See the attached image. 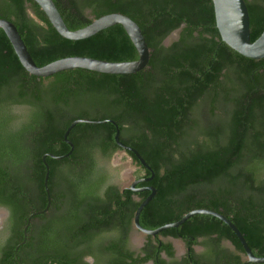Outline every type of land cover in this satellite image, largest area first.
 <instances>
[{
	"label": "trees",
	"instance_id": "16d2710c",
	"mask_svg": "<svg viewBox=\"0 0 264 264\" xmlns=\"http://www.w3.org/2000/svg\"><path fill=\"white\" fill-rule=\"evenodd\" d=\"M52 1L69 30L105 14L129 17L141 30L149 59L134 74L73 69L38 78L21 66L0 29V207L8 212L0 264H82L86 254L98 264L104 251L114 253L149 194L120 190L105 179L110 173L101 161L120 151L115 127L78 123L67 135L71 154L45 157L50 204L31 218L19 245L27 218L47 203L42 156L69 151L63 133L77 119L113 120L119 140L153 171L150 181L135 186L156 191L139 214L143 228L176 222L195 209L213 210L239 230L255 256L264 257V58L243 57L220 40L211 0ZM244 2L254 41L264 30V0ZM0 18L14 24L37 66L71 56L111 62L138 57L120 25L67 40L33 0H0ZM179 28L177 38L164 46ZM125 154L137 166V178L151 175ZM158 236L184 242L180 263ZM199 238L205 247L201 255L193 249ZM223 240L234 251L221 248ZM143 251L144 258L131 263L243 264L244 255L227 225L202 214L147 236ZM120 255L117 248L108 263L123 264Z\"/></svg>",
	"mask_w": 264,
	"mask_h": 264
},
{
	"label": "water",
	"instance_id": "95a60500",
	"mask_svg": "<svg viewBox=\"0 0 264 264\" xmlns=\"http://www.w3.org/2000/svg\"><path fill=\"white\" fill-rule=\"evenodd\" d=\"M39 7V9L44 13L47 20L54 28V30L64 39L67 40H82L89 38L99 31H102L108 27L114 25H120L128 38L130 39L132 45L137 52V59L132 61H122V62H111L106 60H99L95 58H90L86 56H71L64 57L53 62H50L43 66H37L31 56L29 55L26 46L24 45L22 39L20 38L18 31L14 24L9 20L0 18V29L4 32L7 37L12 49L18 58L19 63L30 75L36 76L38 78H47L55 73L73 70V69H83L91 72L108 74V75H127L134 74L143 70L149 59L150 50L144 40L139 26L131 20L129 17L120 13H110L93 19L88 25L77 30H69L65 23L63 22L57 8L55 7L52 0H33ZM215 27L218 31L220 40L225 43L230 49L236 53L242 55L243 57L259 60L264 58V30L262 33L254 40H250V30H249V16L246 4L244 0H211ZM180 28L173 31L168 37H166L162 44L167 46L169 42V37L178 36ZM78 123L85 124H101V123H111L115 127L114 142L120 148L122 152L131 153L140 166L144 167L147 171L151 173L149 177H141L133 180L129 185V190L132 192H142L149 191V194L145 199H143L133 214V226L143 235H148L155 237L162 231L167 229L176 228L180 224L184 223L188 218L193 215L202 214L212 216L225 225L234 233L238 242L243 250L245 260L250 264H264V257L255 256L250 248L248 247L243 236L239 230L222 214L208 209H195L184 214L181 219L176 222L165 224L153 230L145 229L139 224V214L142 208L151 200L155 195L156 191L153 187H143L135 188L139 183H145L150 181L154 173L151 168L146 164L144 159L140 154L130 146L124 145L119 140V129L117 124L113 120H103V121H90L87 119H77L72 121L63 133V141L70 147L69 151L61 156H54L52 154H45L42 156V162L45 167V174L43 178V186L46 194L47 203L44 209L37 212H33L27 218V222L23 227V241L20 242L21 245L27 236V227L30 223L32 217L40 215L47 211L50 204L49 190L47 187V179L49 175V168L45 161V157L49 156L53 159L60 160L69 156L73 150V144L67 139V135L72 129V127ZM230 243V242H229ZM231 244V243H230ZM17 245V247L19 246ZM16 247V249H17Z\"/></svg>",
	"mask_w": 264,
	"mask_h": 264
},
{
	"label": "flooded vegetation",
	"instance_id": "af4514ba",
	"mask_svg": "<svg viewBox=\"0 0 264 264\" xmlns=\"http://www.w3.org/2000/svg\"><path fill=\"white\" fill-rule=\"evenodd\" d=\"M28 12H30V11H28ZM101 174L104 175L103 172ZM105 179L108 180V183L110 185L114 184L120 190L129 187L128 186V187L120 188L118 184H115V183L110 181V176L109 177L106 176ZM135 179H137V177H134L133 180H135ZM134 199L136 201L139 200V198H137V197H134ZM0 211L2 212V219L0 220V233H1L0 235H4L5 233L4 234H2V233L4 232V229H5L8 212L3 207H0ZM31 222L32 221L30 220V223ZM131 225L132 226L130 227L128 233H126V235L123 236L124 239L121 238L122 240L119 241V245L117 246V248H119L121 250L120 256L124 258L123 264H133V263H131L133 259L137 260V261H139V260L141 261V259L144 258V256H145V252L143 251V249L146 248L148 235H143L138 230H136L134 228L133 218H132V224ZM107 238L109 240L112 238V236H108ZM157 240L160 243H169L172 247V250H173L172 259H174L177 263H180L182 261V259L184 258L185 254H186V248H185L184 242L180 238H173L170 236H167V237L158 236ZM175 241H179L182 244V247H183L182 251H178L176 249ZM201 241H202V239L199 238L197 240L198 244L193 247L195 253H197L199 255H201L205 251V247L201 244ZM107 243L109 244V242H105L104 245H107ZM220 245H221V248H223V249H228L230 251H234V247L232 246V244L229 243V241L223 240V241H221ZM117 248L116 249L114 248V253L109 252V251H104L102 257L98 258L99 259L98 264H110V263H108V261H109V259L111 262L113 261V256L117 254ZM159 256L161 259H164L167 262L170 261V259L166 257L164 252H161L159 254ZM241 260H242L243 264L247 263L244 255H241ZM81 261H82V264H95V258L91 254L84 255L82 257ZM141 264H154V261L153 260H147V261L142 262Z\"/></svg>",
	"mask_w": 264,
	"mask_h": 264
},
{
	"label": "rangeland",
	"instance_id": "374dc122",
	"mask_svg": "<svg viewBox=\"0 0 264 264\" xmlns=\"http://www.w3.org/2000/svg\"><path fill=\"white\" fill-rule=\"evenodd\" d=\"M176 39V36L169 37V42ZM101 165L105 166L110 173V181L118 184L120 188L128 187L136 176L137 166L132 163L130 158L122 151H117L108 161L102 160ZM2 212L0 211V220ZM175 246L178 251H182V244L175 241Z\"/></svg>",
	"mask_w": 264,
	"mask_h": 264
}]
</instances>
